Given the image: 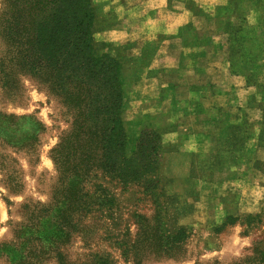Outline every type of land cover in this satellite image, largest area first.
I'll return each instance as SVG.
<instances>
[{
  "label": "rangeland",
  "instance_id": "rangeland-1",
  "mask_svg": "<svg viewBox=\"0 0 264 264\" xmlns=\"http://www.w3.org/2000/svg\"><path fill=\"white\" fill-rule=\"evenodd\" d=\"M212 20L226 41L233 69L248 76L254 92L234 114L238 123L230 122L227 133L217 135L190 164L173 156L177 145L172 138L169 144L164 141L174 123L158 127L145 115L135 142L126 123L129 156L143 130L162 134L159 180L152 187L122 182L104 170L92 135L85 149L93 159L90 170H83L85 178L81 181L69 170L71 161L64 175L55 156L63 146L61 156L70 160L71 144L65 139L78 111L68 107L50 72L35 77L24 70L18 41L0 38V58L6 55L9 74L6 87L0 81V111L43 124L41 129L28 120L18 125V133L39 135L33 156L0 140V264H20L23 256L26 264H97L99 257L110 264H253L264 248V0H228ZM231 119L221 111L212 121ZM75 182L79 187L67 217L69 235L62 244L45 247L46 226L50 231L56 221V198ZM11 183H21L19 190L13 191ZM229 215L238 220L226 223ZM43 226V233L38 232ZM180 228L187 238L172 245L170 236ZM12 246L19 253L16 258Z\"/></svg>",
  "mask_w": 264,
  "mask_h": 264
},
{
  "label": "trees",
  "instance_id": "trees-1",
  "mask_svg": "<svg viewBox=\"0 0 264 264\" xmlns=\"http://www.w3.org/2000/svg\"><path fill=\"white\" fill-rule=\"evenodd\" d=\"M3 2L4 7L0 13V38L10 44L18 41L22 45L19 58L24 70L35 77H39L43 72H50L55 86L66 95L68 107L78 111L73 129L65 139L71 144L68 156L70 160L62 158V145L59 146L61 157L55 156L59 170H63L66 175L71 161L69 170L81 181L85 178L83 170H90L89 165L93 159L85 149L92 135L104 170L114 173L122 182L141 181L152 187L159 180L157 169L162 134L157 129L143 130L135 151L130 156L127 154L128 133L123 116L122 63L118 57L103 51L104 45H99L100 49L96 47L94 31L97 13L93 0ZM4 58L6 55L0 58V70L5 77L0 81L3 87H6L9 74L6 72ZM23 120L31 121L34 127L43 128V124L35 119L0 111V140L5 145L25 149L33 156L39 135L29 131L18 133V125H21ZM91 129H94V132H91ZM0 165L3 166V162ZM11 180H15V175L11 176ZM75 183L71 185L74 190L68 189L65 195L56 198L52 207L57 213L56 221L50 224V231L49 226H46V233L42 238L45 240V247L50 244H62L63 239L69 235L66 227L67 217L73 212L76 203L74 193L79 187V182ZM10 185L13 191H17L21 183ZM236 220L238 217L229 215L226 223H234ZM44 228L45 226L37 230L43 233ZM186 238V230L180 228L170 236L169 243L178 244ZM11 251L15 258L19 256L14 247ZM18 260L20 264H26L24 256ZM96 263L110 264L111 261L99 257ZM252 263L264 264V248L258 249Z\"/></svg>",
  "mask_w": 264,
  "mask_h": 264
},
{
  "label": "crops",
  "instance_id": "crops-1",
  "mask_svg": "<svg viewBox=\"0 0 264 264\" xmlns=\"http://www.w3.org/2000/svg\"><path fill=\"white\" fill-rule=\"evenodd\" d=\"M93 2L96 39L122 63L124 116L134 142L145 115L158 127L174 123L164 141L172 138L177 145L173 156L190 164L198 151L238 123L234 114L254 86L233 69L226 41L212 20L228 0ZM221 111L233 119L212 121Z\"/></svg>",
  "mask_w": 264,
  "mask_h": 264
}]
</instances>
